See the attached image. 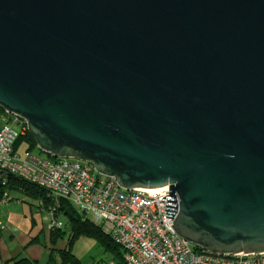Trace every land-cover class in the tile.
Segmentation results:
<instances>
[{
  "label": "water",
  "instance_id": "obj_1",
  "mask_svg": "<svg viewBox=\"0 0 264 264\" xmlns=\"http://www.w3.org/2000/svg\"><path fill=\"white\" fill-rule=\"evenodd\" d=\"M0 108L177 233L264 252V0H0Z\"/></svg>",
  "mask_w": 264,
  "mask_h": 264
},
{
  "label": "built area",
  "instance_id": "obj_2",
  "mask_svg": "<svg viewBox=\"0 0 264 264\" xmlns=\"http://www.w3.org/2000/svg\"><path fill=\"white\" fill-rule=\"evenodd\" d=\"M1 120L0 205L10 200L7 174L15 175L46 189L50 196L95 212L103 231L124 248V264H264V252L219 256L197 251L166 215L163 197L169 195V185L127 189L89 163L16 149V141L28 131L27 120L10 112L2 113ZM56 209H49L51 226L61 227L63 223L54 217Z\"/></svg>",
  "mask_w": 264,
  "mask_h": 264
},
{
  "label": "rangeland",
  "instance_id": "obj_3",
  "mask_svg": "<svg viewBox=\"0 0 264 264\" xmlns=\"http://www.w3.org/2000/svg\"><path fill=\"white\" fill-rule=\"evenodd\" d=\"M18 147L24 151V146ZM37 152L39 149H34V153ZM56 158L52 156V159ZM10 197L14 200L0 205V218L5 222L3 231L6 230L3 235L0 234V261H3L5 256L19 254L31 258H28L31 261L28 264H47L49 250L54 249L57 262L53 260L51 264H63L58 249L66 247L68 238L73 233V225L68 215L62 212L57 218L63 223L62 230H58V226L51 232L54 227L51 226L50 211L40 208L38 200L14 188L10 190ZM74 207L83 220L89 219V228L100 223V218L95 212L87 213L79 205ZM34 235H39L40 240L31 242L32 245L28 244ZM69 246L70 252L80 260V264H124V248L107 235L96 237L91 233L81 232L73 237V243ZM120 258L123 262H119Z\"/></svg>",
  "mask_w": 264,
  "mask_h": 264
},
{
  "label": "trees",
  "instance_id": "obj_4",
  "mask_svg": "<svg viewBox=\"0 0 264 264\" xmlns=\"http://www.w3.org/2000/svg\"><path fill=\"white\" fill-rule=\"evenodd\" d=\"M0 112H4L3 109L0 108ZM18 144V145H17ZM27 146L29 151H34V149H37V143L34 139V137L32 136V134L27 131L24 135L20 136L16 146ZM39 155L43 156V157H49L52 159V156H47L46 154H44L43 152H41L39 150ZM7 179H8V183H7V190H11L12 188L14 189H18L19 191H21L22 193L28 195L29 197H32L34 200H38L39 203H43L44 208L47 209H52L54 210L55 207H58L59 209H56L54 211V217L57 219L58 216L63 212L64 214L68 215V217L71 220V223L73 225V233L71 234V236L68 238V241L66 243V247L63 249H58V253L62 256V262L63 264H80V260L77 257H74V255H72V253L70 252V244L73 243V237H75L76 235H78L81 232H88L91 233L92 235L96 236V237H101L102 235H106L102 229V224H97L96 226H92L93 228H89V224H88V220H83V217L80 216L77 212L76 209L74 207V205L65 200V199H58L55 196H50L48 195L46 189L41 188L40 186H38L37 184L31 183L29 181H25L15 175H9L7 174ZM1 185V182H0ZM1 186H0V195H1ZM18 200V199H17ZM39 207L43 208L42 206ZM53 216V215H52ZM54 228H51V232H54V230H56V225L53 226ZM0 229L4 230L5 229V223H3L2 221H0ZM58 230H62V228L58 229ZM109 237V236H108ZM36 240H40V236L39 235H34L32 237V242L36 241ZM111 247V246H108ZM194 248L202 253H208L207 251H205L203 248L195 246ZM115 249V248H114ZM122 258V257H121ZM119 259V262H123V259ZM56 261L57 262V254H55L54 249L52 250V254H51V258L49 260V262L47 264H51V261ZM29 262H31L28 258H13L12 260H8L6 261L5 264H28ZM110 264V263H109ZM123 264V263H121Z\"/></svg>",
  "mask_w": 264,
  "mask_h": 264
},
{
  "label": "crops",
  "instance_id": "obj_5",
  "mask_svg": "<svg viewBox=\"0 0 264 264\" xmlns=\"http://www.w3.org/2000/svg\"><path fill=\"white\" fill-rule=\"evenodd\" d=\"M1 114H2V112H0V128H1V125H2V120H1ZM26 148V146H24V149ZM12 200H14V199H12ZM9 204V203H8ZM8 204L6 205V206H8ZM40 204V206H42L43 208H44V205L43 204H41V203H39ZM5 207V206H4ZM41 208V207H40ZM45 209V208H44ZM46 210V209H45ZM47 211H49V209H47ZM0 221H2L3 223H5L4 222V220H3V218H0ZM4 232H6V230L5 231H3V230H1L0 231V234L1 235H3L4 234ZM36 236V235H35ZM36 241H38V240H36ZM32 242V239L28 242V244H30V245H32L33 243H31ZM35 242V241H34ZM51 254H52V250H49V256H48V260H47V262L50 260V258H51ZM20 257H23V258H30L29 256H26V255H19V254H17V255H8V256H5L4 257V259H3V261H0V264H5L6 263V261H8V260H12L13 258H20ZM31 259V258H30ZM37 260V259H36Z\"/></svg>",
  "mask_w": 264,
  "mask_h": 264
},
{
  "label": "clouds",
  "instance_id": "obj_6",
  "mask_svg": "<svg viewBox=\"0 0 264 264\" xmlns=\"http://www.w3.org/2000/svg\"><path fill=\"white\" fill-rule=\"evenodd\" d=\"M2 109V108H1ZM4 112H9V111H6V110H4ZM4 112H2V113H4ZM10 113H12V112H10ZM13 114H16V113H13ZM27 125H28V123H27ZM2 126V125H1ZM1 129V128H0ZM29 131V130H28ZM22 136V135H21ZM18 141V140H17ZM17 141H16V143H17ZM21 146V145H20ZM16 149H19V147L17 148V146H16ZM25 149H27L28 150V148H27V146H26V148ZM38 149H39V147H38ZM40 150V149H39ZM41 152H43L42 150H40ZM32 152H34V151H32ZM38 154H39V152H37ZM44 154H46L47 156H49V154H47V153H45V152H43ZM58 158V157H57ZM87 163V162H86ZM8 192H9V195H10V190H8ZM12 200V198L10 197V200L9 201H11ZM41 204H43L42 202H41ZM63 227V224H62V226L60 227V228H62ZM105 233V232H104ZM106 234V233H105ZM107 236H109L108 234H106ZM110 237V236H109ZM111 238V237H110ZM112 239V238H111ZM113 240V239H112ZM114 241V240H113ZM115 242V241H114Z\"/></svg>",
  "mask_w": 264,
  "mask_h": 264
}]
</instances>
